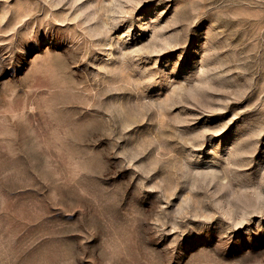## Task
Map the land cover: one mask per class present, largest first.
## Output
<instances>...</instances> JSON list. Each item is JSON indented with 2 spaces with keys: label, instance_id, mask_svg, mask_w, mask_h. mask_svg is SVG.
<instances>
[{
  "label": "rangeland",
  "instance_id": "obj_1",
  "mask_svg": "<svg viewBox=\"0 0 264 264\" xmlns=\"http://www.w3.org/2000/svg\"><path fill=\"white\" fill-rule=\"evenodd\" d=\"M0 264H264V0H0Z\"/></svg>",
  "mask_w": 264,
  "mask_h": 264
}]
</instances>
